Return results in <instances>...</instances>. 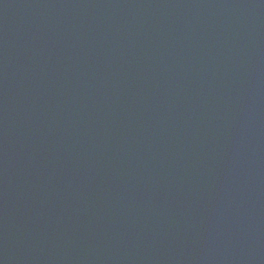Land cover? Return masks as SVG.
<instances>
[{"label": "water", "instance_id": "95a60500", "mask_svg": "<svg viewBox=\"0 0 264 264\" xmlns=\"http://www.w3.org/2000/svg\"><path fill=\"white\" fill-rule=\"evenodd\" d=\"M0 264H264V0H0Z\"/></svg>", "mask_w": 264, "mask_h": 264}]
</instances>
